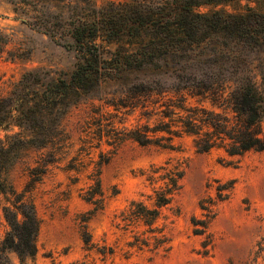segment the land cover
I'll use <instances>...</instances> for the list:
<instances>
[{
	"label": "trees",
	"instance_id": "obj_1",
	"mask_svg": "<svg viewBox=\"0 0 264 264\" xmlns=\"http://www.w3.org/2000/svg\"><path fill=\"white\" fill-rule=\"evenodd\" d=\"M7 1L24 17L21 22L73 51L76 61L69 73L25 70L8 93L0 95V194L7 200L0 211L8 226L0 237V264L8 263V252H14L20 264L35 255L40 226L34 202L8 182V170L24 149L50 147L48 159L32 168V174H39L31 181H39L56 154L69 146L61 125L68 108L104 82L122 81L133 73L158 76L131 83L129 100L120 102L123 107L140 105L146 122L129 127L98 118L84 123L79 150L86 154L103 143L114 151L126 140L175 150V138L183 136L191 138L197 153L216 149L232 157L264 151V11L196 9L232 0ZM15 42L13 33L0 27V57L27 58L28 49ZM153 94L157 98L146 102ZM152 117L155 122H148ZM77 159L72 157L67 168L78 170ZM142 174L150 184H158L154 204L132 199L122 219L126 226L142 220L154 232L151 226L160 207L179 190L183 169L166 161L151 164ZM83 198L94 205L81 220L88 244L86 222L103 201L99 176ZM151 237L162 242L155 235L137 236L136 241L146 245Z\"/></svg>",
	"mask_w": 264,
	"mask_h": 264
},
{
	"label": "rangeland",
	"instance_id": "obj_2",
	"mask_svg": "<svg viewBox=\"0 0 264 264\" xmlns=\"http://www.w3.org/2000/svg\"><path fill=\"white\" fill-rule=\"evenodd\" d=\"M248 7L264 11V0H232L196 9L237 13ZM22 18L12 4L0 0V27L12 32L16 45L29 51L27 58L0 57V95L7 94L25 70L69 73L76 61L73 51L29 28ZM157 77L149 72L128 74L122 81L104 82L82 95L61 122L70 137L69 146L56 154L39 181H31L39 174H32V168L48 159L50 147L24 149L8 170V182L32 199L40 219L37 250L25 264H264V151L232 157L216 149L197 153L187 136L175 138V150L141 146L132 140L114 151L106 143L89 154L79 150L85 122L101 118V122L120 121L129 127L146 122L140 105L123 107L120 102L129 100L126 91L131 83ZM156 98L153 94L146 102ZM148 122H155V117ZM72 157L78 158V170L67 168ZM166 161L179 165L183 177L172 200L160 207L151 226L156 230L149 232L150 226L142 220L126 226L122 212L132 199L150 207L154 204L158 184H150L142 172ZM98 176L102 207L86 222L90 236L86 244L81 220L94 205L83 196ZM6 203L0 194V207ZM7 228L0 211V237ZM148 235L162 242L151 237L146 245L137 243V236ZM8 258L7 264H20L14 252H8Z\"/></svg>",
	"mask_w": 264,
	"mask_h": 264
}]
</instances>
